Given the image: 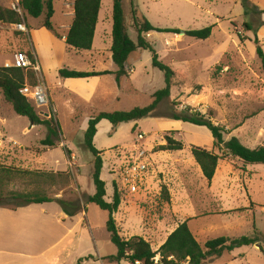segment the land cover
<instances>
[{"label": "rangeland", "instance_id": "obj_1", "mask_svg": "<svg viewBox=\"0 0 264 264\" xmlns=\"http://www.w3.org/2000/svg\"><path fill=\"white\" fill-rule=\"evenodd\" d=\"M61 1L52 0L54 13L51 23L58 34L68 24V19L64 22L59 16ZM111 1L101 2L96 50L111 43ZM247 1L248 6H244L243 0H133L136 14L143 16L154 28H175L186 32L214 27L210 38L204 41L165 33L145 34V40L154 49L159 61L173 71L169 97L157 105L149 118L120 124L115 132L111 131L109 122L104 121L97 130L93 145L102 152L100 179L105 183L104 200L111 202L115 184L121 203L113 219L122 238L149 240L151 248L156 251L161 242L152 240L167 239L168 234L185 220L201 246L205 241L219 237L235 240L253 237L255 233L260 240L264 237V165H244L236 158L224 156L208 183L198 171L190 148L198 147L220 157L224 151L213 148L212 136L206 128L170 120L173 115L201 117L230 133L223 136L224 142L235 137L249 149L264 147V70L254 43L255 34L264 53V0ZM12 2L14 0H0V8L11 10ZM129 4L130 0H122L126 30L129 38L136 42ZM21 17L29 30L41 27L45 12L39 19H32L22 10ZM244 24H248L251 30L246 29ZM40 47L47 62L44 70L47 95L48 90L53 94L56 113L51 108H44L43 114L35 112L41 120L51 119L59 125V140L55 141L54 148H45L42 152L40 142L45 139L47 128L44 125L32 126L26 117L16 115L0 91V146L3 144L12 152L17 147L22 149L16 150L17 157L29 164L28 168L17 169L40 172L31 176L0 173L1 202L7 208H13L18 201L8 194L17 193L45 195L53 200L85 205L82 212L87 213V219L83 222L81 234L86 235L84 239H78L84 241H78L71 250L56 256L58 264H77L88 254L95 259L81 264H102L98 255L103 264H128L107 260L117 252L106 231L108 214L86 203L87 198L94 194L91 180L93 156L83 145H79L78 140L83 143L80 126L90 115L89 111L93 110L52 88L58 77L55 74L57 67L59 70H70L71 67L86 70V55L64 52L44 38L40 39ZM27 50L33 60L26 35L2 33L0 67L10 63L16 51ZM127 64L126 76L135 90L130 92L129 81H124L119 98L124 109L130 111L148 106L152 95L163 89L165 83L163 73L151 66L150 52L136 50ZM105 66L109 69L113 63H106ZM34 79L36 84L38 80ZM106 80L108 82L104 87L112 98L117 90L110 79ZM26 81L29 83L28 79ZM137 134H142L141 140H137ZM166 136L180 142L183 150L159 151V147L165 145ZM67 141L66 145L73 148L80 169L71 166L72 156L65 154L64 143ZM137 148L140 153L144 152L140 159L148 167L137 192L130 194L124 186L123 176L128 164L132 165L139 158L135 152ZM1 157L3 153L0 154V162H4ZM13 163L16 166V162ZM39 164L42 167L37 166ZM260 247H263V242ZM51 254L48 252L46 256L49 258ZM158 260L159 257H156L154 264H159ZM202 264H264V254L258 246L240 247Z\"/></svg>", "mask_w": 264, "mask_h": 264}, {"label": "trees", "instance_id": "obj_2", "mask_svg": "<svg viewBox=\"0 0 264 264\" xmlns=\"http://www.w3.org/2000/svg\"><path fill=\"white\" fill-rule=\"evenodd\" d=\"M100 4L101 0H74L73 19L66 35L63 37L56 32L51 23V18L54 13L52 0L19 1L21 9L32 19H39L45 12V17L41 27L47 30L56 39L64 40V43L68 48L78 51H89L92 47ZM243 4L244 6L250 5L247 0H243ZM129 5L132 23L136 32V42H133L129 38L126 30L122 0L112 1L110 52L112 62L117 67V71L114 73L115 81L117 85H119L121 77L126 76L125 64L128 59L136 50H142L151 53V66L163 73L165 86L163 89L156 91L152 95V102L146 107H137L128 112H103L91 117L88 121L87 129L83 134V146L93 156V171L91 180L94 186V194L87 198L86 203L93 204L99 210L107 212L108 219L106 221V231L109 234L110 242L115 246L117 251L115 256L109 257L107 260L110 262L125 261L128 264H154V259L159 257V264H202L208 259L222 256L224 252L229 253L234 249L248 246H258L259 250L264 254V237L260 240V237L256 233L253 237H241L235 240H230L226 237H219L208 240L203 244V246H201L192 235L187 225V221L179 224L156 251L151 248L149 242L140 237L124 239L119 235L113 215L118 211L120 206V195L115 184H113L111 202L108 203L104 200L106 196L105 183L100 179L103 165L101 159L102 152L96 150L93 145V138L97 131L96 126L100 121L105 120L109 122L112 126V130L115 131L120 124L149 118L156 109L157 105L163 99L169 97L173 71L159 61L156 52L145 40L144 35L151 32L178 35L180 32L175 28H154L143 16L136 14L133 6V0H130ZM0 21L7 23H19L20 19L14 12L8 9L0 8ZM243 26L246 29L251 30L248 24H244ZM213 27L214 26H210L201 30L186 31L184 33L185 36L194 40L204 41L210 38ZM254 43L256 45L257 56L261 62L262 69L264 70V53L259 47L255 34ZM25 53L30 56L29 50L25 51ZM31 74L24 73L20 69L0 67V91L4 101L11 106L16 115L26 117L32 126L44 125L47 128V135L45 139L40 142V145L46 148H54L55 141L59 140V125L54 123L51 119L41 120L36 114L34 108L23 96L19 94V90L24 86L26 79L29 80V83L26 81L29 85H35V79ZM108 74L110 73L76 72L69 71L64 68L58 71V77L61 79H79ZM170 120L206 128L212 136L213 148L218 151H224L223 156L220 157L213 152H209L198 147L190 148L191 156L199 167L202 177L208 183H210L213 179L218 162L224 156L236 158L244 165H264V147L249 149L243 146L235 137H231L228 141L224 142L223 136L229 135L230 133L224 128L215 126L201 117L173 115L170 117ZM164 141L165 145L159 147V151L161 152H178L182 151L184 148L180 142L175 141L170 137L166 136ZM64 151L66 156L69 157L71 155V152L67 149ZM0 173L3 175L15 173L27 176L40 174L39 171H25L3 165H0ZM8 195L14 201H18V203L13 205V208L9 209H16L30 204L56 202L67 217H73L85 210V205L66 202L64 200H53L45 195L17 193H11ZM164 195L165 200L168 201L169 199L165 192ZM2 197L3 193L1 191L0 184V207H7V205L1 202ZM70 207H72L71 210ZM254 232L256 231L254 230ZM261 242H263V247H260ZM92 259L93 258L91 256H87L83 259H79L77 264Z\"/></svg>", "mask_w": 264, "mask_h": 264}, {"label": "crops", "instance_id": "obj_3", "mask_svg": "<svg viewBox=\"0 0 264 264\" xmlns=\"http://www.w3.org/2000/svg\"><path fill=\"white\" fill-rule=\"evenodd\" d=\"M112 1L110 4L111 6L110 19L112 15ZM73 3L74 0H62L59 4L60 6L58 12H59V16L62 17L61 20L66 22L68 19V24L66 23L67 25L63 26L64 28L60 30L61 31L60 35L63 37L66 35L73 19ZM99 13L95 27L92 47L89 51H78V50L70 49L65 45L64 40L56 39L47 30L39 26L33 27L30 30H28V34L26 35L30 42L31 52L37 64L39 65L40 71L42 73L43 83L47 88L48 86L46 84V79L44 75V70H46L45 63L47 62H45L43 58V53L40 50L41 38L48 40V42L51 43L52 46L56 45L60 47L61 50L64 52L69 51L74 53V55H77L76 53H84L86 55L84 56L85 57L84 62H86L88 69L84 70V69L71 67L69 71L85 72V73H104V72L110 73L108 75H100V76H93V77L79 78V79H61L59 77L55 78L56 85L52 87L55 92H60L64 95H67L72 101H76L77 104L80 103L83 106L87 107L89 110H93V111H89L90 115L85 117L84 121L80 126V129L83 132V134L87 129L89 119L97 115L98 113L114 112V111L128 112L124 109V105L122 104L121 97L119 98V95L122 94V87L124 81H129V77L127 76L121 77L119 85H117L114 75V73L117 71V67L112 62L111 52H110L111 43H109L108 47L103 49L96 50V48H94L95 37L97 32V24L100 16ZM111 27H112V19H111ZM77 59L78 57L76 58V60ZM51 60L52 59H50V61ZM106 63H110V65L111 63H113L114 67L110 66V68L107 69L105 66ZM127 65L128 64L126 63L125 71L128 74ZM58 70L59 69L57 67L55 73L56 75H58ZM106 79H110V82L113 83V86L117 90L116 94L112 95V98L111 96L108 95V93H106L104 87V85L108 82ZM128 83H130L129 91L133 92L135 90L133 84H131L130 81ZM48 98H49L48 99L49 108H51L56 113V108L54 105L55 99L53 97V94L49 93V90H48ZM91 114H95V115H91ZM104 121L105 120H102L97 124L96 130H98V128L104 123ZM136 122L137 121H134L132 123H136ZM111 131L115 132L112 130V126H111ZM97 135H98V131H96L94 137L96 138ZM95 138H93V143ZM78 142L80 146L83 145V143H80L79 140ZM66 143H68V141L64 143L66 149L70 151L71 156L74 157L71 166L74 165V167L80 169L79 163L76 162L77 157L73 152L74 151L73 148L70 145L67 146ZM12 145L15 146V143H12ZM7 148L3 144H1L0 146V152L3 153V157H1V159L4 160V162L3 161L0 162V165L7 167H14V168L21 167V169H24V167L28 168L27 165L29 163H27V160L23 161L21 159H18L17 157L16 150H18L19 147H17V149H13L14 152H12V150H10L9 147ZM41 148H42V152H44L43 149H45L46 147L41 146ZM14 157L15 160L13 159ZM13 162H16V166L14 165ZM190 163L192 164L193 162L191 161ZM37 166L42 167V165L40 164ZM196 167L198 171H200L197 165ZM37 169H41V168L38 167ZM86 219H87V213L85 212H80L73 217H67L63 213L61 207L56 202L30 204L16 209L0 207V264H58V258L56 256H60L61 253L66 251L67 249L71 250L77 244L78 241H84L78 239L81 238L84 239V236L86 235V234L85 235L81 234V231H83L82 230L83 222L86 221ZM88 227L90 230L89 225ZM172 232H170L168 236ZM75 238H77V240H75ZM23 240H30V241H23ZM146 241L149 242V240ZM152 241H160L161 242L160 246H161L166 241V237L163 240H152ZM48 252H52L50 256L52 257L51 259H49L50 257L48 258L46 256ZM87 256H91L93 259H95L91 254L85 255L83 258ZM99 257L100 255H98V259L103 264L102 259Z\"/></svg>", "mask_w": 264, "mask_h": 264}, {"label": "built area", "instance_id": "obj_4", "mask_svg": "<svg viewBox=\"0 0 264 264\" xmlns=\"http://www.w3.org/2000/svg\"><path fill=\"white\" fill-rule=\"evenodd\" d=\"M19 1L20 0H14V2H12L10 11L14 12L19 17L20 22L7 23L0 21V35L2 33H21L24 35L28 34V30L21 17L22 9L19 5ZM4 68H15L20 69L23 72L32 73L38 80L37 83L31 86L25 81L24 86L19 90V94L27 100V102L34 108V110L40 112L41 114H43L44 108L49 110L47 89L42 82L41 71L36 63L34 56L33 60H31L30 56L27 53L16 51L12 55L10 63L5 64ZM136 138L137 140H141L142 134H137ZM135 152H137L139 158H137V161H135L132 165L128 164L125 177L123 176L124 186L128 189V192L130 194L137 192L138 184L142 181L148 167L147 164L140 159V157L144 155V152L140 153L141 151L139 148H137ZM72 159H74L73 156Z\"/></svg>", "mask_w": 264, "mask_h": 264}, {"label": "water", "instance_id": "obj_5", "mask_svg": "<svg viewBox=\"0 0 264 264\" xmlns=\"http://www.w3.org/2000/svg\"><path fill=\"white\" fill-rule=\"evenodd\" d=\"M178 35L185 36V33L183 31H180Z\"/></svg>", "mask_w": 264, "mask_h": 264}]
</instances>
